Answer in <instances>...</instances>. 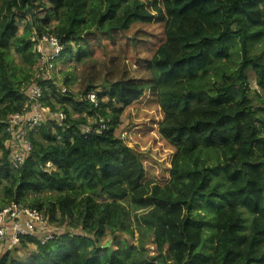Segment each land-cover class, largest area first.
<instances>
[{"label": "trees", "instance_id": "16d2710c", "mask_svg": "<svg viewBox=\"0 0 264 264\" xmlns=\"http://www.w3.org/2000/svg\"><path fill=\"white\" fill-rule=\"evenodd\" d=\"M153 23L162 32L146 76L105 83L98 108L36 78L44 38L60 43V59L82 63L99 43L118 46L133 25ZM251 77L264 91V0H0V209L24 204L63 229L46 243L23 238L0 264H264V94ZM34 80L42 105L66 119L30 130L32 153L15 170L6 122L29 109ZM149 85L164 114L159 133L176 149L165 186L147 182L140 152L117 133ZM99 116L108 130L96 123L84 134ZM148 227L154 256L119 239L137 230L139 243ZM108 235L115 247L105 249Z\"/></svg>", "mask_w": 264, "mask_h": 264}, {"label": "rangeland", "instance_id": "374dc122", "mask_svg": "<svg viewBox=\"0 0 264 264\" xmlns=\"http://www.w3.org/2000/svg\"><path fill=\"white\" fill-rule=\"evenodd\" d=\"M35 5H38V3H35ZM41 12L34 10L39 20L43 16ZM30 20L29 17V19L19 22L20 27L23 28ZM161 32L162 28L154 23L151 25H133L128 32L118 39V46L110 45L111 42L108 41L99 43L98 46L93 47L92 55L82 63H77L74 59H60L59 56L53 59L52 55L59 53L56 52L54 47H48L44 58L35 67L36 76L39 75L37 78L40 79L53 80L62 92L63 89H69L78 99H83L81 93L89 85L97 86V90L94 91L100 92L103 91V86L107 82L121 81L129 77L144 78L146 76L144 59H149L152 56L153 37ZM128 38H132L133 43H129ZM46 39H43V42ZM40 47L38 45L36 49H40ZM105 48L123 50L121 57L126 56V59L114 58L111 55L106 56ZM50 60L52 61L50 62ZM48 66L51 67L49 70L50 76H43ZM251 78L252 87L264 94V91L256 86L253 77ZM67 79L71 80L68 85L65 82ZM84 116L86 115L84 114ZM163 118L162 109L157 104L155 88L153 85H149L141 99L122 112L117 130L118 135L120 138H124L121 139L126 144L140 152L147 182L151 181L161 186H165L170 180L171 164L176 154V149L163 139L159 133V126ZM93 120V118L89 117L88 123ZM33 198V196L29 197L27 202L30 203ZM124 204L127 207L129 206L126 202ZM66 224L67 222L64 223L63 227L67 228ZM130 226L134 228L132 222ZM51 228L55 232H63L62 228L59 229L55 226ZM119 239L127 240L130 244L138 245L140 248L143 247L149 257L156 255L150 227L145 229L139 243V232L137 230H135L134 236L123 233ZM110 241V246L115 247L110 235L105 237L102 243L107 244ZM34 249V246H31L27 252H31ZM27 252L20 248L17 256L25 259L28 257Z\"/></svg>", "mask_w": 264, "mask_h": 264}, {"label": "built area", "instance_id": "2783aa9c", "mask_svg": "<svg viewBox=\"0 0 264 264\" xmlns=\"http://www.w3.org/2000/svg\"><path fill=\"white\" fill-rule=\"evenodd\" d=\"M45 42L48 47H54L59 54L63 50L55 38L46 39ZM59 54H53V59L58 57ZM50 69L51 67L48 66L43 76H50ZM37 76L39 77V75ZM65 91L63 89V92ZM42 93V86L34 80V83L26 92L28 102L30 103V110L11 116L6 122L5 132L9 135V138L3 145L10 151L9 161L15 170L21 169L26 159L32 153L33 146L27 137L29 130L42 123L48 117H56V115L51 114L47 107L42 105ZM83 99L89 101L94 108L99 107L95 92H90ZM57 118L62 121L65 119V116L61 114ZM95 122L97 123L95 128L97 133L101 134L108 130V126L102 118L98 117ZM92 131H94V127L91 125L83 128V133L86 135ZM55 234L56 232L51 228L47 218L36 208L12 203L0 209V256L3 255L7 246H20L23 238L37 237L42 243H46L52 240Z\"/></svg>", "mask_w": 264, "mask_h": 264}, {"label": "clouds", "instance_id": "9594fccd", "mask_svg": "<svg viewBox=\"0 0 264 264\" xmlns=\"http://www.w3.org/2000/svg\"><path fill=\"white\" fill-rule=\"evenodd\" d=\"M61 92H62V91H61ZM94 92H95V91H94ZM88 94H89V93H88ZM83 98H84V97H83ZM48 109L50 110V112H51L52 115H56V117H52V119H53V118H56V119L58 120L57 117H59V115L63 114V113H58V112H52L50 108H48ZM27 110H30V108L27 109ZM25 111H26V110H25ZM25 111H24V112H25ZM63 115H64V114H63ZM64 116H65V115H64ZM99 117H100V116H99ZM100 118H102V117H100ZM47 119H49V117H48ZM47 119H46V120H47ZM65 119H66V116H65ZM65 119H64V120H65ZM93 119H94L93 121H91V122H89V123L87 122V125H86V126H82V127H81L82 132H83V128H85V127H87V126H90V125L93 126L94 124H96V122H95L96 119H95V118H93ZM102 119H103V118H102ZM46 120H44V121H46ZM64 120H62L61 122H63ZM103 120H104V119H103ZM44 121H43V122H44ZM58 121H60V120H58ZM104 121H105V120H104ZM43 122H42V123H43ZM42 123H40L39 125L35 126V127L32 128L31 130L37 128V127L40 126ZM105 123H106V122H105ZM29 131H30V130H29ZM121 138H122V137H121ZM122 139H124V138H122ZM0 157H1V156H0ZM50 166H51V164H49V167H50ZM56 233H57V232H56ZM31 246H32V245H31ZM31 246H30V247H31ZM15 248H17V247H11V246L8 247V246H7L5 252H7V251H9V250H13V249H15ZM34 248H35V247H34ZM5 252H4V253H5ZM4 253H3V254H4ZM1 256H2V255H1ZM1 256H0V257H1Z\"/></svg>", "mask_w": 264, "mask_h": 264}, {"label": "water", "instance_id": "95a60500", "mask_svg": "<svg viewBox=\"0 0 264 264\" xmlns=\"http://www.w3.org/2000/svg\"><path fill=\"white\" fill-rule=\"evenodd\" d=\"M112 241V240H111ZM111 241L109 242V243H107V244H105L104 246H103V248H109L110 247V243H111Z\"/></svg>", "mask_w": 264, "mask_h": 264}]
</instances>
